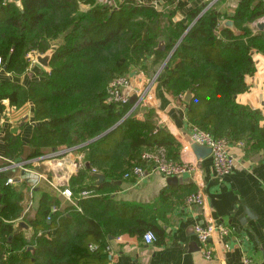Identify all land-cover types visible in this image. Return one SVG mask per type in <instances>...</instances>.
Wrapping results in <instances>:
<instances>
[{
  "label": "trees",
  "instance_id": "trees-1",
  "mask_svg": "<svg viewBox=\"0 0 264 264\" xmlns=\"http://www.w3.org/2000/svg\"><path fill=\"white\" fill-rule=\"evenodd\" d=\"M88 2L21 0L19 9L9 0H0V68L22 76L32 63L28 55L57 47L50 72H43L42 79L27 87L10 80L0 82V121L7 113L5 101L10 108L33 105L38 125L29 143L33 153L27 159L49 148H77L84 153V163L97 169L109 165L106 168L114 173L106 176L118 180L119 155L127 154L120 151L124 141L134 151L161 140L131 137L134 129L151 126L137 122L133 114L126 116L128 105L107 103V86L114 78L129 75L132 68H143L148 57L169 54L159 77L161 87L176 100L192 95L185 105L189 126L239 143L245 154L264 151L260 112L237 102V96L248 89L245 79L254 74L253 55L264 56V32L250 29V24L264 17V0H243L230 17L216 5L206 11L202 7L189 13L192 25L175 22L174 11L159 13L131 0L116 10L94 5L82 11L79 4ZM223 18H231L241 34L219 30ZM161 43L162 53L158 51ZM4 136V167H9L22 160L24 144L8 128ZM140 161L137 165L143 163L141 155ZM11 169L16 170L0 172V264H109L105 251L109 235L152 230L136 219L123 223L124 209L119 216L111 214L114 207L108 194L116 187L108 184L86 188L88 197L69 201L68 207L53 214L52 199L44 194L34 218L26 219L20 204L22 189L6 184ZM19 219L34 230L29 242L14 233ZM89 245L97 249L91 251Z\"/></svg>",
  "mask_w": 264,
  "mask_h": 264
},
{
  "label": "crops",
  "instance_id": "crops-1",
  "mask_svg": "<svg viewBox=\"0 0 264 264\" xmlns=\"http://www.w3.org/2000/svg\"><path fill=\"white\" fill-rule=\"evenodd\" d=\"M125 1L119 0V5ZM131 1L152 6L159 13L174 11L175 22L181 21L191 25L194 21L189 22V13L204 7L205 2V0ZM179 1L181 7L177 8ZM241 1L243 0H219L215 5L218 11L230 17ZM259 1L255 0L254 3ZM10 2L21 9V0L19 3ZM79 5L82 11H86L91 6L100 4L96 0H89L88 3ZM262 18L250 24V29L258 31L256 24L264 21ZM224 20L232 19L223 18L221 21ZM158 51L160 53L164 51L162 43ZM168 56L152 55L148 57L143 68H132L129 73L132 86L147 83L157 76L159 71L161 73ZM253 61L254 74L245 79L248 89L237 96V102L260 112L259 125L264 129V56L254 54ZM34 64L31 63L29 70L22 76H12L0 68V82L10 80L27 87L32 81L42 79L43 72H50V69L33 66ZM160 73L151 87L148 99L132 116L137 122L143 125L149 123L151 127L142 131L134 129L130 136L135 138L143 136L146 139L154 136L155 140L161 141L152 145L145 143L134 151L130 148L128 140L124 141L125 144L120 151L127 150V154L119 155L122 167L115 172L119 175L118 180L106 176L114 173L113 170L107 169L109 165L107 168L97 169L91 167L88 162L84 163V153L77 148H49L43 150L41 156L27 159L33 153L29 143L34 128L38 125L34 118L33 105L28 103L20 108H10L9 103L4 102L7 113L0 121V169L7 163L4 158L6 152L4 135L8 128L10 133L17 135L24 144L21 157L24 161L18 159L19 162L18 160L14 162L24 164L16 167V170H10V176L15 180L10 186L22 189L24 194L20 202L23 215H26V219H33L44 194L51 197L52 210L55 208L59 211L70 205L69 200L61 194L65 188H70L74 192L75 201L79 199L78 194L86 188L104 184L114 185L116 188L108 194L111 206L114 207L111 214L119 216L124 209L123 223L130 224L136 219L145 226H151L152 230L135 234L122 231L116 235H109L107 238L111 259L109 264H241L244 257H249L252 264H264V151L248 155L243 152L241 144L230 143V151L236 159L235 167L229 174L217 176L207 149L200 148L195 151L188 141L190 126L186 117L185 97L190 93L181 96L179 100L172 98L161 87ZM89 143L90 141L83 146ZM144 153H162L177 162L195 163L196 168L190 173L176 177L177 182L170 184L167 183L169 178L157 173H151L139 181L133 178L124 179L123 175L141 162L140 155ZM95 175H103V182L98 183ZM194 193L202 196V205H186V197ZM128 205L141 208L132 209ZM246 210L249 212L248 217H245ZM19 221L28 226V230L20 234L26 240L30 236L31 240L34 230L22 219L15 222L14 226ZM196 225L213 229L224 227L228 230L226 236L215 233L208 242V247L213 253L210 261L201 253V246L194 233ZM147 232L155 235V242L144 243L143 236Z\"/></svg>",
  "mask_w": 264,
  "mask_h": 264
},
{
  "label": "built area",
  "instance_id": "built-area-1",
  "mask_svg": "<svg viewBox=\"0 0 264 264\" xmlns=\"http://www.w3.org/2000/svg\"><path fill=\"white\" fill-rule=\"evenodd\" d=\"M101 6H105L111 10H116L119 7V0H96ZM219 0H205L204 11L210 9ZM262 20H264L262 18ZM1 63V62H0ZM160 73V71H159ZM158 73V74H159ZM155 76L151 81L147 83H141L136 87L132 86L131 78L129 75L119 76L114 78L109 82L106 89V102L116 106H126L130 107L126 116L134 114L135 111L144 104L148 99L151 87L154 81L158 77ZM141 75V74H140ZM132 96L136 97V101L130 104V99ZM191 139L197 143L200 147H205L210 150V155L213 163V170L217 176L223 177L229 174L235 167L236 159L235 156L230 151V142L225 138H216L211 133L199 129L195 126H190L189 131ZM141 160L143 164L135 165L128 172L123 175L124 179H135L137 181L146 178L151 173H157L164 178L179 177L183 174L190 173L195 170V163H181L169 159L162 153H144L141 155ZM24 164H11L9 167H3L0 169L4 171L7 168L21 167ZM81 165V163H80ZM15 183V180L9 178L6 184L11 185ZM62 196L67 198L70 202L76 199L74 192L70 188H65L61 192ZM89 193L86 191L80 192L78 198H86ZM186 205H202L203 198L199 193H194L188 195L185 199ZM57 210L54 208L51 214L55 213ZM50 220V218H47ZM194 233L198 243L201 246V253L204 258L208 261L212 260L213 253L208 247V242L213 237L215 233L226 236L228 230L224 227H218L213 229L212 227H203L201 225H196L194 227ZM143 241L146 244H151L155 242V235L151 232L145 233L143 236ZM91 251L97 249L94 245H89ZM108 252V248L106 250ZM241 264H252L249 257H244Z\"/></svg>",
  "mask_w": 264,
  "mask_h": 264
},
{
  "label": "water",
  "instance_id": "water-1",
  "mask_svg": "<svg viewBox=\"0 0 264 264\" xmlns=\"http://www.w3.org/2000/svg\"><path fill=\"white\" fill-rule=\"evenodd\" d=\"M10 1H13V2H17L19 3L20 0H10ZM121 1H124V0H121ZM224 29H228L230 30L233 34L235 35H240L241 32L237 30V28L235 27V24L232 20H224V21H220L219 23V30H224ZM256 29L260 32H264V21H261V22H258L256 24ZM56 47H51L48 52L46 54H44V56H40V55H35V60L37 63L40 64L41 67L45 68V69H50V59L53 55V53L56 51ZM191 94H187L186 97H185V101L187 103L190 102L191 100ZM136 101V97H132L130 99V104H133L134 102ZM113 129V128H112ZM111 129V130H112ZM110 131V130H109ZM109 131L105 132L104 134L98 136L97 138L93 139L92 141L104 136L105 134H107ZM90 141V142H92ZM190 145L192 146V149L195 150V151H198L200 148L202 150H205L207 148L205 147H200L197 143H195L191 137L189 136V139H188ZM208 153H210V150L207 149ZM88 167V165H86ZM95 177L98 179V183H102L103 180H104V176L103 175H95ZM177 182V178L176 177H172V178H169L168 179V184L170 183H176ZM245 217H248L249 216V212L246 210L245 211ZM24 230H28V226L22 222V221H19L16 226H14V233L16 234H20V233H23ZM27 241L29 242L30 240V236L27 237ZM109 239L111 240V237H109Z\"/></svg>",
  "mask_w": 264,
  "mask_h": 264
},
{
  "label": "rangeland",
  "instance_id": "rangeland-1",
  "mask_svg": "<svg viewBox=\"0 0 264 264\" xmlns=\"http://www.w3.org/2000/svg\"><path fill=\"white\" fill-rule=\"evenodd\" d=\"M56 48H57V47H56ZM48 50H49V49H48ZM48 50L45 51L44 53L35 52V53H32V54L28 55V57L31 59L32 63H33V62L35 63L33 66H40V64L37 63L36 60H35V59H36V58H35V55L44 56V54H46V53L48 52ZM40 74H42V70H41Z\"/></svg>",
  "mask_w": 264,
  "mask_h": 264
}]
</instances>
